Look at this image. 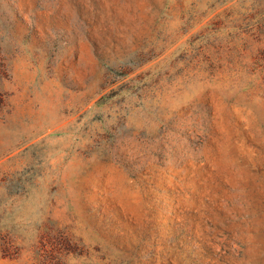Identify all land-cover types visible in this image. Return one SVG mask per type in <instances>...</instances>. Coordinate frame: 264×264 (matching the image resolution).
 <instances>
[{"label": "rangeland", "instance_id": "obj_1", "mask_svg": "<svg viewBox=\"0 0 264 264\" xmlns=\"http://www.w3.org/2000/svg\"><path fill=\"white\" fill-rule=\"evenodd\" d=\"M0 264H264V0H0Z\"/></svg>", "mask_w": 264, "mask_h": 264}]
</instances>
